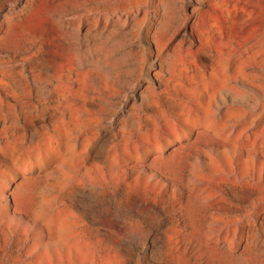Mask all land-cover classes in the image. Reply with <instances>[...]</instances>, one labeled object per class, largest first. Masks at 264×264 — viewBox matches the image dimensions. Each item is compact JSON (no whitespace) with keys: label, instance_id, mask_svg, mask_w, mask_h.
Masks as SVG:
<instances>
[{"label":"rangeland","instance_id":"1","mask_svg":"<svg viewBox=\"0 0 264 264\" xmlns=\"http://www.w3.org/2000/svg\"><path fill=\"white\" fill-rule=\"evenodd\" d=\"M0 264H264V0H0Z\"/></svg>","mask_w":264,"mask_h":264}]
</instances>
